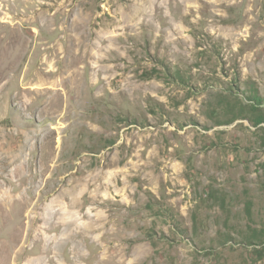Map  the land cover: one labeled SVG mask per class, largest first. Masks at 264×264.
<instances>
[{
  "label": "rangeland",
  "instance_id": "obj_1",
  "mask_svg": "<svg viewBox=\"0 0 264 264\" xmlns=\"http://www.w3.org/2000/svg\"><path fill=\"white\" fill-rule=\"evenodd\" d=\"M0 66L1 261L264 264V0H0Z\"/></svg>",
  "mask_w": 264,
  "mask_h": 264
},
{
  "label": "bare ground",
  "instance_id": "obj_2",
  "mask_svg": "<svg viewBox=\"0 0 264 264\" xmlns=\"http://www.w3.org/2000/svg\"><path fill=\"white\" fill-rule=\"evenodd\" d=\"M15 33V32H14ZM17 37H15V39H16ZM22 38V37H21ZM14 39V38H13ZM17 44H18V42H17ZM19 44H20V42H19ZM14 45V44H13ZM26 46H27V44H26ZM18 47V46H17ZM23 49V48H22ZM3 65V64H2ZM5 65V64H4ZM5 72H6V68L4 69L3 67H1L0 66V79L1 78H3V74H5ZM0 264H9V257H8V255H5L4 257H3V259H2V261L0 260Z\"/></svg>",
  "mask_w": 264,
  "mask_h": 264
}]
</instances>
